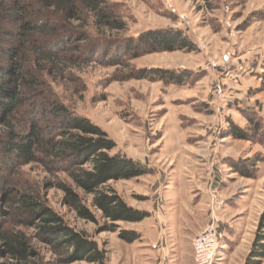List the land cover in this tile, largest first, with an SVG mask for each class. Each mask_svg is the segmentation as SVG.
<instances>
[{"label":"rangeland","instance_id":"obj_1","mask_svg":"<svg viewBox=\"0 0 264 264\" xmlns=\"http://www.w3.org/2000/svg\"><path fill=\"white\" fill-rule=\"evenodd\" d=\"M105 1L125 22L124 37H136L153 29H176L189 39L194 50L120 56L118 60L122 62L117 66L97 60L84 64L73 54L71 60L78 64L71 72L66 71L61 77L54 72L51 77L44 75L45 93L100 127L115 144L110 154L143 161L149 174L153 170L160 172L163 179L157 185H171L175 171H208L205 185L217 187L223 200L222 217L233 223V235L238 231L235 237L231 233L225 238L226 245L221 243L224 234L219 239L213 264H243L264 214V0ZM41 67L46 69L47 65L42 63ZM133 69L182 71L179 76L185 78L184 84H164L151 78L150 73L143 79L129 78ZM28 111L33 109L27 105L16 114V121L25 120ZM229 122L238 124L248 140L222 137ZM148 160L156 167H151ZM237 161L241 168L234 169L231 163ZM237 169L246 170L250 176L242 177ZM146 176L109 185L129 206L145 212L152 196ZM0 178V193H15L6 201L0 196V215L5 218L0 219V226L23 232L37 253L22 264H63L59 254L36 240L33 228L16 226L20 222L14 218L10 203L16 190L27 188L38 191L45 205L68 226L82 231L104 248L107 264H159L151 252L153 244L143 238L150 232L148 229L139 234L135 223L118 222L115 232L106 231L104 227L109 222L91 208V197L75 189L67 175L56 172L53 166L48 168L41 162L14 164L10 169L0 168ZM61 182L84 198L96 222L76 217L63 200ZM160 194L155 192L151 197L152 214L164 208L165 200L159 198ZM158 220L157 232L160 236L164 227L165 242L159 247L158 237L155 250L165 251L167 246L174 245V235L167 223L163 226ZM120 230L135 231L139 238L133 243L123 242L118 238ZM186 243L192 248V241H178L184 248ZM0 264L17 263L0 257ZM183 264H193V255L190 262L186 259Z\"/></svg>","mask_w":264,"mask_h":264},{"label":"trees","instance_id":"obj_2","mask_svg":"<svg viewBox=\"0 0 264 264\" xmlns=\"http://www.w3.org/2000/svg\"><path fill=\"white\" fill-rule=\"evenodd\" d=\"M125 31V22L105 0H0V168L36 162L53 166L56 172L67 175L75 189L91 197V208L109 222L104 228L110 232L119 228L118 222L139 223L148 213L129 206L109 182L136 179L149 174L150 169L125 155L110 154L115 144L107 134L45 93L43 79L53 72L64 76L78 61L90 64L97 60L117 66L122 62L120 56L194 50L189 39L176 29H153L136 37H124ZM73 54L76 63L71 60ZM148 73L164 84H184L185 78L179 73L165 69H133L129 78L143 79ZM27 105L33 111H28L27 121L18 123L15 116ZM256 124L261 127L259 121ZM226 135L248 140L242 128L232 122L222 137ZM240 163L232 162L231 166L241 168L237 166ZM237 170L242 177L250 176L244 169ZM59 188L77 218L96 222L82 196L64 182ZM11 194L15 193L4 191L0 196L6 201ZM10 205L20 222L16 226L33 228L36 240L59 254L63 264H107L105 249L68 226L45 205L38 191L16 190ZM0 219L5 220L1 215ZM118 238L133 243L139 235L120 230ZM36 256L23 232L0 226V257L22 264ZM263 259L264 214L243 264H262Z\"/></svg>","mask_w":264,"mask_h":264},{"label":"crops","instance_id":"obj_3","mask_svg":"<svg viewBox=\"0 0 264 264\" xmlns=\"http://www.w3.org/2000/svg\"><path fill=\"white\" fill-rule=\"evenodd\" d=\"M167 90V92H169L170 88H167ZM233 109L235 110V107H233ZM236 125L239 126L238 124ZM148 162L151 167H156L155 165L150 164L149 160ZM140 163L144 164L141 160ZM146 175L143 176L148 177L149 179H147V181L151 183V185H147L148 192L152 196H155V192L161 193L159 198L160 196L163 197L165 205L157 214H152L154 211L152 199L154 198H151V196L146 208H144L146 210L145 212L149 215L145 218V222L141 221L139 222V225L138 223H135L137 226L135 230L139 234H144L143 232L148 229L150 232L143 238H147L151 245H154L155 240L157 241L159 237L156 227L157 222L159 223L158 219L165 224L167 223L166 225H168L169 230L172 235H174V245H172L171 248L170 245L169 247L167 246L165 251L152 249L151 252H154L159 264H183L186 259L190 262L192 256L191 244L186 243L184 248L183 245L178 244V241L182 240L191 242L206 225L207 213L205 199L207 185L205 184H207V181L209 180L208 171H205L202 168H195V170H191L189 174L175 171V173H173L171 185H157L163 178L161 173L156 172V170H153L152 174ZM143 176H141V178ZM152 188L155 189L153 190ZM228 222L229 221L226 219L224 220L223 217V224L221 225L222 238L224 234V238L221 242L223 245H226L225 238L231 235V229H233V223ZM236 233L237 234L234 235L232 233V236L235 237V235H238V231H236Z\"/></svg>","mask_w":264,"mask_h":264},{"label":"built area","instance_id":"obj_4","mask_svg":"<svg viewBox=\"0 0 264 264\" xmlns=\"http://www.w3.org/2000/svg\"><path fill=\"white\" fill-rule=\"evenodd\" d=\"M206 201L208 222L192 240L193 264H213L216 258L218 242L222 237L221 225L223 223V217L221 210L223 208V200L218 194L215 185H207ZM160 203L161 199L158 200L156 206L159 207ZM163 228L159 236V247H163L165 242ZM152 248L156 249L157 244L152 245Z\"/></svg>","mask_w":264,"mask_h":264}]
</instances>
